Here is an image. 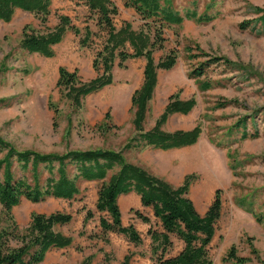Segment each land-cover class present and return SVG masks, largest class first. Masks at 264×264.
<instances>
[{
	"label": "rangeland",
	"instance_id": "rangeland-1",
	"mask_svg": "<svg viewBox=\"0 0 264 264\" xmlns=\"http://www.w3.org/2000/svg\"><path fill=\"white\" fill-rule=\"evenodd\" d=\"M112 1L117 6L113 24L118 26L125 19L138 27L141 21L134 10L124 0ZM169 2L180 13L195 9L197 14L216 15L208 21L183 19L162 28L163 45L153 51V57L173 48L176 58L171 67L157 71L143 127L152 126L167 97L176 93L180 98L192 96L194 104L186 113L169 114L162 128L170 131L198 124L200 132L189 145L128 148L123 156L173 186L187 176L186 195L199 213L217 190L221 209L208 245L210 264H264V32L257 31L261 11L256 9L264 0ZM59 13L67 14L81 29L85 24L91 28L87 45H80L78 35L68 30L52 45L50 56L19 47L23 25L43 31L57 22ZM93 19L81 0H50L44 24L21 9H15L8 21L0 19V137L15 148L43 153L97 147L117 150L134 133L130 95L142 79V57L128 58L121 66L114 64L112 81L84 95L79 107L56 85L59 66L75 69L83 80L94 75L91 60L105 31ZM245 20L249 23L244 25ZM211 56L219 59L199 75L190 74ZM241 128L247 132L243 138ZM254 131L257 133L250 135ZM12 171L15 176L30 178L28 169L20 171L15 162ZM38 171L41 181L46 170L39 165ZM100 183L79 178L78 192L72 198L47 196L37 202L20 198L11 207L9 213L19 235L33 212L71 214L68 222L54 225L71 237V243L47 250L43 264H75L85 257L89 264H120L127 253L128 264H152L146 230L156 226V218L150 206L141 205L132 191L117 197L121 221L137 229L138 244L119 232L103 231L98 219L106 214L94 206ZM134 210L148 220L137 217ZM8 220L0 207V226L9 224ZM171 240L169 253L182 245L173 234Z\"/></svg>",
	"mask_w": 264,
	"mask_h": 264
},
{
	"label": "trees",
	"instance_id": "trees-1",
	"mask_svg": "<svg viewBox=\"0 0 264 264\" xmlns=\"http://www.w3.org/2000/svg\"><path fill=\"white\" fill-rule=\"evenodd\" d=\"M81 1L94 17V24L105 31L91 60L94 75L83 80L75 69L68 70L59 66L56 85L74 106L79 107L84 95L112 81L114 64L121 66L128 58L142 57V79L130 95L134 133L117 150L97 147L67 149L61 153L17 149L0 137V207L9 217V224L0 226V264H43L47 250L62 248L71 243L70 236L54 228L55 224L68 222L70 213L57 210L49 213L33 212L24 233L19 235L9 212L20 198L31 202L47 196L72 198L78 192L76 181L79 178L101 180L94 202L95 209L106 214L100 215L98 219L101 230L119 232L134 244L141 241L139 232L132 223H122L117 197L132 191L138 195L141 205L150 206L156 218V226H149L146 230L152 264H210L208 245L221 209L217 190L203 213H199L186 195L187 176L179 185L173 186L145 168L126 160L123 150L147 146L167 149L196 141L200 132L198 124L170 131L162 128L169 114L186 113L191 109L194 104L192 96L180 98L176 93L170 94L152 126L143 127L147 103L156 83V71L171 67L176 58L173 48L157 59H154L153 51L163 45L162 28L165 25L179 24L183 19L208 21L216 13L203 11L197 14L195 9H184L180 13L171 6L169 0H124V4L130 6L141 21L134 28L125 19L118 26L113 24L112 17L117 13V6L112 0ZM49 4L50 0H0V19L8 21L14 10L19 8L33 13L44 24L49 14ZM256 9L261 11L258 16L260 28L257 31L264 32V5ZM242 23L245 25L249 22L245 20ZM68 30L78 35L80 45L88 44L91 28L85 24L81 29L71 22L67 14L59 13L57 22L46 26L43 31L28 29L26 24L23 25L18 45L26 51L50 56L53 54L52 45L60 41ZM218 59L217 56L206 58L190 74L199 75L209 63ZM238 123L243 127L244 120L240 119ZM256 133L254 131L250 135ZM246 135L245 129L241 128L240 136L243 138ZM13 162L20 171L28 169L30 178L15 176L12 171ZM39 165L46 170V176L41 181ZM109 170L112 171L108 173ZM134 213L142 220H148L139 210H134ZM172 234L180 239L182 245L175 252L169 253ZM232 253L229 250L230 256ZM129 257L128 253L125 254L120 264H128ZM89 261V257H85L75 264H89Z\"/></svg>",
	"mask_w": 264,
	"mask_h": 264
},
{
	"label": "crops",
	"instance_id": "crops-1",
	"mask_svg": "<svg viewBox=\"0 0 264 264\" xmlns=\"http://www.w3.org/2000/svg\"><path fill=\"white\" fill-rule=\"evenodd\" d=\"M16 9H19V8H16ZM157 71H158V69H157ZM156 71V82H157V74H158V72ZM142 78V77H141ZM156 84V83H155ZM155 86V85H154ZM154 89V88H153ZM152 93H153V91H152ZM175 148V147H174ZM120 195V194H119ZM136 196H137V198H138V195L136 194ZM138 200V199H137Z\"/></svg>",
	"mask_w": 264,
	"mask_h": 264
}]
</instances>
